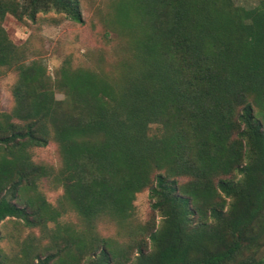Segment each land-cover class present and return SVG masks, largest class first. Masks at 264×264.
Returning <instances> with one entry per match:
<instances>
[{"label": "trees", "instance_id": "1", "mask_svg": "<svg viewBox=\"0 0 264 264\" xmlns=\"http://www.w3.org/2000/svg\"><path fill=\"white\" fill-rule=\"evenodd\" d=\"M236 1L122 2L118 17L139 37L119 87L62 67L57 101L41 68L17 67L16 105L0 119V223L56 222L37 191L52 172L30 156L52 141L62 160L53 181L85 227L56 224L50 245L16 264H264L253 256L264 245V0ZM49 12L82 23L78 0H0V68L17 52L5 17ZM146 188L152 215L133 225ZM99 218L127 232L123 246L97 233Z\"/></svg>", "mask_w": 264, "mask_h": 264}, {"label": "rangeland", "instance_id": "2", "mask_svg": "<svg viewBox=\"0 0 264 264\" xmlns=\"http://www.w3.org/2000/svg\"><path fill=\"white\" fill-rule=\"evenodd\" d=\"M126 0H78L82 23H76L63 14L49 12L38 14L34 20L17 21L7 15L2 23L6 34L16 45L15 64L0 68V119L11 115L16 105L15 87L18 84V66L37 65L43 71L42 81L45 88L53 94L54 100H64L58 82L62 67L71 70L84 69L101 75L114 87L123 84V78L136 69L135 44L139 30L127 28L126 21L118 17V7ZM237 5L249 8L254 0H237ZM131 22H135L130 19ZM141 24V23H140ZM19 89V88H18ZM25 91L23 89H20ZM15 123L24 124L16 119ZM161 127L151 125L150 135H159ZM34 164L43 165L52 172V176L37 183V191L47 203L59 213L56 222H48L47 230L27 228L21 220L6 218L0 223V256L4 264H16L24 251L29 254L43 252L50 245V231L56 224H69L78 230L85 225L79 216L63 200V188L53 181L62 168V160L57 144L50 142L44 148L30 149ZM156 174L153 173L152 176ZM186 179H180L179 183ZM30 194V193H29ZM150 190L146 188L137 193L133 202V225H143L151 217ZM97 233L113 237L123 246L127 232L118 229L108 218L95 221ZM131 230L133 228L131 227ZM117 233L120 238L117 237ZM249 251L246 255H249ZM253 256L264 257V245Z\"/></svg>", "mask_w": 264, "mask_h": 264}]
</instances>
